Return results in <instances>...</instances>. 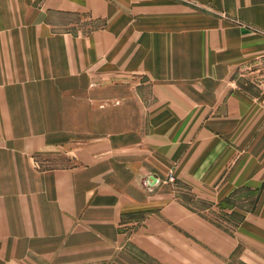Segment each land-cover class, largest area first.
I'll return each instance as SVG.
<instances>
[{"label":"crops","instance_id":"crops-1","mask_svg":"<svg viewBox=\"0 0 264 264\" xmlns=\"http://www.w3.org/2000/svg\"><path fill=\"white\" fill-rule=\"evenodd\" d=\"M180 1L0 0V264H264V0Z\"/></svg>","mask_w":264,"mask_h":264},{"label":"rangeland","instance_id":"rangeland-1","mask_svg":"<svg viewBox=\"0 0 264 264\" xmlns=\"http://www.w3.org/2000/svg\"><path fill=\"white\" fill-rule=\"evenodd\" d=\"M131 1L132 0H129V2H131ZM175 1L178 2L180 0H175ZM181 1H186L187 5L189 7H193L194 6V0H181ZM156 2H157V0H138V3H139L140 6L145 5V4L147 5V3H149V4H155V5H159V6L162 5V4H159V3L157 4ZM152 6L153 5H150V7H152ZM89 22H90L91 27H94L95 24L97 23V22H94L92 19H89ZM89 22H88V19H84L83 22H82V24H83V26H87V24H89ZM88 28H89V25H88ZM124 36H127V38L129 39L130 38V32L127 31L126 33H124ZM137 74H145V73L142 72L141 69L138 70V72L137 71L131 72L130 69L110 71V72L107 73V76L106 77L101 78L100 80H98V82L102 86H114L117 83H119L117 85H120L121 84V85H129V86H132L131 84L133 83L132 81L134 80V79H132V77L133 76H137ZM118 101H120V100H116V99H113L112 100L111 99V100H108V101H105V102H101V104L103 106L109 107V105H113L114 103H116ZM187 197L189 199L191 198L189 196H187ZM192 202H194V200H192ZM227 209H229L228 206L224 205V209H222L219 206V209L218 210H210L209 209L206 213L207 214H210V215L212 214L213 216H216L219 219V222L222 221L218 225H220L221 227H226V228H229L230 229L232 226L235 225V223L233 222V218H237L238 219L239 213H237L236 211H234V212H236V215H234V213H232L233 211L228 212ZM225 215H228L230 219L224 218ZM225 220H227V221H225ZM92 264H99V263H92Z\"/></svg>","mask_w":264,"mask_h":264}]
</instances>
